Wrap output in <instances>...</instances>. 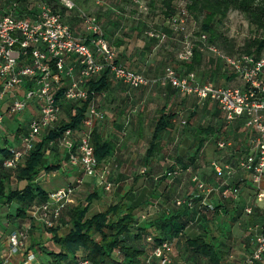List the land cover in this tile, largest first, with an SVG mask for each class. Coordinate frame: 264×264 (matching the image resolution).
Listing matches in <instances>:
<instances>
[{
	"label": "built area",
	"instance_id": "2783aa9c",
	"mask_svg": "<svg viewBox=\"0 0 264 264\" xmlns=\"http://www.w3.org/2000/svg\"><path fill=\"white\" fill-rule=\"evenodd\" d=\"M60 7L72 11L74 5L69 0H57ZM136 3V2H135ZM138 4V3H136ZM138 9L146 13L145 6ZM79 13V12H78ZM78 17L84 27L86 38L76 39L69 27L64 24L58 14H54L49 6L42 4L32 22L17 18L12 14L0 17V99L8 101L5 114H0V128L5 118L24 114L28 105L38 108L39 117L30 119L25 125V132L18 147L8 148L9 157L3 162L8 170L17 168L22 160L33 150L35 144L47 132L54 129L61 107L56 102L60 89L64 90L59 97L66 103H87L84 119L75 131L65 130L57 145L67 153L71 166L78 167L84 177L97 179V163L91 136L96 125L103 120V115L95 108L93 99L89 101L86 90L87 82L98 79L103 73L108 74L111 81L119 82L128 90H139L150 86H169L185 97L196 98L200 102L214 103L225 116L226 121L243 120V127L252 133L250 150L236 157V169L250 176L251 183L258 187L264 174V56L254 60L250 56L232 57L224 54L215 46L207 43L205 35L198 37L200 50L214 56L226 67L230 68L243 88L217 87L211 83L198 85L193 74L179 78L172 68H166L159 78H149L126 70L115 62V54L103 39V33L93 16L79 13ZM186 12L182 6L171 23L173 32L184 33ZM149 38L153 37L148 33ZM163 41V36H156ZM184 35L180 52L176 58L180 62H188L193 56L194 45ZM26 85V86H25ZM21 91V97L17 93ZM218 149H225L228 143L216 142ZM214 173L230 176L234 169L229 166L220 167L213 164ZM177 172L165 174L166 178H174ZM98 186L109 192L111 185L106 183L104 175L98 177ZM199 192L200 206L212 211L210 197L214 189L207 187L196 177H192ZM76 180L75 185H81ZM74 187L49 193L47 202L32 214L43 229H52L56 225L62 210L70 202ZM223 199L237 197L238 188L226 187L220 192ZM255 201H264V191L257 189ZM174 206L187 209L193 207L190 200H175ZM250 215L251 209H244ZM144 219V218H142ZM31 220V221H32ZM30 224L11 232L7 238V254L0 264H10V259L20 255L22 264H38L36 256L27 250ZM147 243L152 242L148 236ZM172 242L164 241L146 259L145 264H171ZM74 264H89L79 259ZM243 264H264V225L256 238V247Z\"/></svg>",
	"mask_w": 264,
	"mask_h": 264
},
{
	"label": "crops",
	"instance_id": "0c3cea01",
	"mask_svg": "<svg viewBox=\"0 0 264 264\" xmlns=\"http://www.w3.org/2000/svg\"><path fill=\"white\" fill-rule=\"evenodd\" d=\"M6 3V0H0V17L8 11ZM74 25L72 21L68 27L76 39L83 41L86 34L82 23L80 22L82 26L80 36H78L79 29ZM150 62L151 60L148 59L147 64ZM154 74L159 78L161 71ZM220 83L229 87L243 88L242 82L238 79L229 83L220 80ZM153 88L160 90L163 98L162 105L155 110L152 107L148 109L151 101L144 97ZM21 94L19 91L17 96L21 97ZM187 98L169 86L155 85L132 91L119 82L111 81L109 90L93 100L95 108L103 115V120L96 125L94 131L103 141L112 146L109 156L97 164L96 177L98 179L103 174L105 182L111 185L110 191H102L96 178L84 177L78 167L71 166L66 151L57 145L51 146L46 158L58 165V169L49 175L41 176L37 183L46 193L75 188L70 202L63 210L78 204L79 196L76 193L78 190L95 188L97 192L99 190L103 195L105 193L108 195L103 199L107 207L123 206L131 209L139 219L144 218L145 214L147 219L156 218L163 209H173L175 200H191L193 207L180 217V221L192 222V224L186 225L179 238L171 241V264H209L196 252L193 254L192 249L186 244L196 239H202L214 248L220 257V261L216 264H243L255 249L256 238L264 225V201L261 203L255 201L257 189L264 191V174L258 187H255L249 175L236 169V157L247 153L251 148L252 133L244 129L242 119L226 121L224 114L214 103L200 102L197 99L196 104L189 108V115L197 116V109H199L201 113H209L213 123L205 127L188 125L182 117L187 111ZM63 109L61 107L54 128L58 123L66 120L67 113ZM167 114H174L175 118L170 128L158 134L155 142L156 150L148 158V149L155 135L157 121ZM23 115L25 119L18 124L15 132L4 129L2 124L0 131L2 146L12 148L19 146L26 123L30 119L39 117L37 106L28 105ZM5 120L12 119L5 118ZM199 127H210L213 129V134L203 137V146L195 152V130ZM18 129H21V132L15 138ZM224 135L226 139H223ZM188 140L192 141H189L192 145L190 150L186 146H181ZM218 140L228 143V147L218 149L216 147ZM169 145L172 146V150ZM159 163H163L162 166L165 168L162 170V175L155 176L153 172L156 173L161 168ZM213 164L220 167L229 166L234 169V172L230 176L218 177L214 173ZM171 172H177V175L174 178L163 179L165 174ZM192 177H196L207 187L214 189L210 197L212 213H207L202 208V213L197 214L200 194L192 182ZM78 179L82 183L77 187L75 181ZM226 187L238 188V196L221 198L220 192ZM92 192L94 193V190ZM93 193L87 195L85 201ZM95 195L96 198L92 201L90 208L97 202L98 204L103 202L101 199L97 200L99 195ZM246 208L251 209L250 215L244 213ZM11 210L12 208L8 210V213ZM97 211L99 210L95 212ZM192 212L194 215L191 214ZM25 224L27 225L28 222L21 224L13 222L2 226L7 232L0 237V260L7 254L9 234ZM29 224L30 228H35L34 231L37 232L40 240L44 241L43 243L38 241L40 247L46 246L51 235L47 234L37 221L32 220ZM36 260L38 264L50 263L48 257L40 254L36 256ZM10 264H22L20 255L12 257Z\"/></svg>",
	"mask_w": 264,
	"mask_h": 264
},
{
	"label": "trees",
	"instance_id": "16d2710c",
	"mask_svg": "<svg viewBox=\"0 0 264 264\" xmlns=\"http://www.w3.org/2000/svg\"><path fill=\"white\" fill-rule=\"evenodd\" d=\"M6 1L8 11L5 15L10 13L29 22H32L38 13V8L32 6L31 2H37L39 5L40 3L46 4L54 14H58L60 17L66 11L59 6L57 0ZM135 2V0L132 2L133 7L142 15H148L149 9H154L158 3L160 13L166 19L165 27L159 31L148 28L144 31L146 27L142 23H138L132 30H129L130 33L135 34L134 36L123 32L121 37L138 39L142 43L140 49H134L132 54L129 52L130 45L124 39L113 41L112 33L102 32L108 47L111 50V47L114 48L112 52L115 54V62L135 74L152 78L148 74L155 75V70L152 69V63L147 64V60L153 56L154 61L158 59L161 61V66H164L161 69V75L166 68H172L179 78L187 77L190 74H199L202 70V82L198 83L196 79L194 81L198 85L216 84L217 80H224L226 83L237 80V76L230 68L214 56L199 49L201 45L198 42V37L201 35L206 36L208 44L215 46L228 56L246 55L254 60L264 56V0H180L179 4L181 3L186 12L184 33L173 32L171 29V23L178 14V7L174 5V0H145L146 13L138 10V5ZM231 11L243 15L253 33L252 38L247 39L240 49H235L233 42L220 32ZM190 20H194L198 24V31L193 37L189 36L186 31L187 23ZM148 33H152L153 37L149 38ZM142 35H144L143 41L140 39ZM157 35L163 36L164 40L159 41ZM184 35H188L189 41L194 45L193 56L190 61L185 63L178 61L176 55L173 57L167 47H164L167 40L172 37H177L182 46ZM173 58L179 64L178 67L166 66ZM110 86L111 80L106 73H103L98 79L89 80L86 85L89 101L105 94ZM64 87L57 94L56 102L67 113L66 120L61 121L53 130L47 132L17 168L8 170L3 167V162L9 157L8 148L10 147L5 145L0 147V208H12L11 212L5 215L9 223H30L32 214L47 202L49 193L40 187L37 180L58 169V165L51 163L46 158V154L51 149L49 144L57 142L65 130H77L84 119L87 103L70 104L62 101L59 97H61ZM174 118V114H167L157 121L155 135L148 149V158L156 150L157 143L155 142L158 134L170 128ZM19 132L21 129L16 131L15 138ZM211 134H213V129L210 127H199L195 130V152L203 146V137H209ZM91 143L95 161L99 164L109 156L112 146L103 141L95 131L92 133ZM164 178L166 179L165 176H163ZM94 195L89 196L82 204L63 210L56 226L52 229H44L47 234L51 235L48 244L41 247L40 244H36L29 251L35 256L40 254L48 257L49 264H74L79 259H85L89 264H145L146 259L162 242L179 238L186 225L192 224V222L180 221V217L189 210L185 206L176 208L173 205V209H163L156 218L141 221L131 209L120 205L109 206L104 210L89 214ZM201 209L199 204L196 210L197 214L202 213ZM206 212L212 213L213 210H206ZM191 214L194 215V212ZM61 217H63L62 220ZM34 229L30 228L29 233L32 234ZM148 236H152L151 243L146 241ZM186 244L192 249L193 254L196 252L209 264H216L220 261L214 248L202 239L188 241ZM151 264H155V261H152Z\"/></svg>",
	"mask_w": 264,
	"mask_h": 264
},
{
	"label": "rangeland",
	"instance_id": "374dc122",
	"mask_svg": "<svg viewBox=\"0 0 264 264\" xmlns=\"http://www.w3.org/2000/svg\"><path fill=\"white\" fill-rule=\"evenodd\" d=\"M73 5H74V9L72 11H65L63 16H61V20L64 24H66L67 26H69L71 24L72 21H74L75 23V27L77 29H79V34L78 36H80L81 33V28L82 26L80 25V18L78 17L79 13H84L85 15H89V16H93L97 19L98 25L100 26L102 32L104 31L105 34L106 32L112 33L111 37L112 40H119V39H124L126 41V43H128V45H130L129 48V52L132 54L133 50L136 49H140L141 46V41L140 40H134L133 38H129V37H121L122 33L124 32L125 34H129L131 36H134L135 34L130 33L129 30H132L133 27L137 26L138 23H142V25H144V31L148 28V29H156L157 31H159L160 29L164 28L166 23V19L162 16V14L160 13V7L157 3V5L155 6L154 9L150 8L149 9V13L148 15H142L139 14L136 9L133 7L132 2H134V0H69ZM136 3H138L137 5H142L144 6V2L145 0H135ZM180 0H174V5H176L178 7L177 11L180 10L182 8L181 3L179 4ZM32 6L36 7V8H40V6L42 5V3H35V2H31ZM5 8H7L4 5ZM139 10V9H138ZM79 12V13H78ZM5 15V14H4ZM117 27L114 29V27ZM76 29V30H77ZM186 31L187 34L191 37H193L195 35V33L198 31V24L194 21V20H190L187 23V27H186ZM220 32L230 41L233 42L235 49H240L244 42L249 39L252 38L253 33L251 32L248 23L245 19V17L241 14H239L236 11H231L229 12L226 21L223 24V27L220 29ZM123 33V34H124ZM144 35L140 36V39L143 41L144 40ZM111 40V41H112ZM130 40V41H127ZM178 41V42H177ZM163 47V46H162ZM164 47H167V49L169 50L170 53L173 54V57H175V55L177 56V54L180 52L181 49V43L180 40H178L177 37H172L170 40H167V42L164 44ZM112 50L114 51V48L111 47ZM163 49V48H161ZM167 50V51H168ZM163 53H165V51L163 50ZM152 63V69L156 71H161L162 68H164V66L162 67L160 64V60H156L154 61V57H150V59ZM178 63L174 60V58L172 59V61L169 63V65L167 64L166 66H174V67H178ZM165 66V67H166ZM180 68V67H179ZM201 73H203L202 70H200V73H195L194 77L196 79V81L202 82L203 77H201ZM148 76L155 78L157 77L156 74L153 75L152 73L148 74ZM214 85H217L219 87H229V85L226 84H221L220 80H217V83H213ZM243 85V83H241V86ZM233 86V85H231ZM239 86V87H241ZM244 87V85H243ZM238 88V87H236ZM162 93L160 92V90L153 88L152 91L147 92V94L144 95V97H147L150 99L151 101V105L148 109H150L151 107L153 108V110H155L159 105H162L163 102V98L161 97ZM196 98L193 97H188L187 98V111L184 112V114L182 115L183 119L186 121V123L188 122V125L190 124V126H209L213 123V119L209 116V113H201L199 109L198 110V114L197 116H190L189 115V108L192 107L194 104H196ZM8 101H6V99L1 100L0 99V114H5L7 105H8ZM7 119V118H6ZM9 119V118H8ZM12 120H5L3 122V127L4 129H8L9 131H13L15 132V130L18 128V124L20 122H23L24 115H17L14 116L13 118H11ZM9 121V122H8ZM1 131V128H0ZM184 136V135H182ZM9 137V136H8ZM189 138V137H188ZM223 139H226V136L224 135ZM10 140V139H9ZM192 142L191 140L185 141L181 146L182 147H187L188 150H190L192 148V145L190 142ZM2 145L0 144V147ZM179 146V145H178ZM169 147L171 148L172 146L169 145ZM172 150V148H171ZM160 164V163H159ZM163 164V163H162ZM162 164H160L161 168L155 173L153 172V175L158 176V175H162V170L165 168V166H162ZM94 190V193L92 192ZM77 195L79 196V198H77V202L78 204H82L85 201V197L87 195H90L91 193L93 194H97L99 196H97V200L103 201L102 203L97 204H93L92 207L90 208V212L91 214L95 213L96 210H104L105 208H107V206L104 204V198H106L108 195H106V193L103 195L99 190L97 192V189H92V188H86V189H82L78 190ZM96 198V195H94V200ZM75 199V198H74ZM73 200V199H71ZM10 208H6L3 207L2 209L0 208V237L4 236V232H7L6 230H4V228L2 226L4 225H8L9 224V220H7L8 222H6V218L5 215L8 213V210ZM10 213V212H9ZM13 213V211H12ZM144 219L140 218L139 220H145L146 218V214L143 215ZM64 229V228H63ZM42 242V240H40V237L37 236V232H35L33 230L32 234L29 233L28 234V245H27V250L29 251V249H33L35 247L36 244H40L38 243ZM44 242V241H43ZM42 242V243H43Z\"/></svg>",
	"mask_w": 264,
	"mask_h": 264
}]
</instances>
